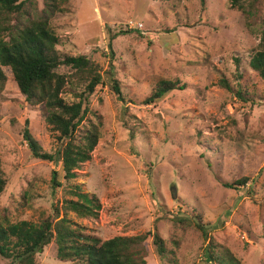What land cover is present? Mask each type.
Wrapping results in <instances>:
<instances>
[{
    "label": "rangeland",
    "instance_id": "374dc122",
    "mask_svg": "<svg viewBox=\"0 0 264 264\" xmlns=\"http://www.w3.org/2000/svg\"><path fill=\"white\" fill-rule=\"evenodd\" d=\"M33 1L40 6L42 0ZM205 1L203 6L201 0H70L68 12L51 20L61 52L86 55L104 70L113 62L127 101L124 105L108 86L97 87L89 105L93 115L85 123L101 117V138L72 181L65 180L61 163L32 156L23 136L27 121L44 151L55 153L58 143L42 106H31L11 69L3 68L0 158L7 187L0 214L7 213L12 223L39 224L54 218L58 208L62 218L63 203L75 200L70 188L80 186L99 200L101 210L92 218L69 212L73 224L104 241L150 233L148 264H162L155 233L169 251L171 263L164 264H207L204 251L211 240L241 264H264V80L249 64L260 38L247 30L232 0ZM258 6L263 15L264 1ZM237 58L239 83L255 104L219 84L227 78L235 85ZM164 79L187 88L144 105ZM63 98L68 104L79 101L69 87ZM54 171L59 188L52 184ZM245 178V185L236 184ZM199 214L207 239L193 224ZM183 218L192 222L182 223ZM0 264L9 262L0 258ZM37 264L69 263L60 262L52 242L37 255Z\"/></svg>",
    "mask_w": 264,
    "mask_h": 264
},
{
    "label": "trees",
    "instance_id": "16d2710c",
    "mask_svg": "<svg viewBox=\"0 0 264 264\" xmlns=\"http://www.w3.org/2000/svg\"><path fill=\"white\" fill-rule=\"evenodd\" d=\"M69 1L42 0V6H39L33 0H0V100L7 84L3 68L8 67L26 101L33 107L42 106L45 121L58 143L55 153L44 151L32 135L30 122L27 121L23 136L32 156L43 161L61 163L67 182L74 180L77 177L76 171L91 160L101 138V117H96L99 118L98 121L85 123L87 117L93 115L89 105L97 87H110L118 100L124 105L127 103L112 61L104 70L99 63L86 55L71 56L58 49L61 38L51 25V20L58 14L68 12ZM201 3L205 6L206 1L201 0ZM258 3L260 0H232V7H237L245 16L247 30L260 38L249 64L264 80V14L261 15L262 9ZM110 58L113 60V55ZM235 62V85L227 78L220 79L219 84L234 98L255 104L254 95L239 83L242 78L240 60L237 58ZM62 68L69 72L61 73ZM67 87L79 99L78 102L66 103L63 93ZM186 88L187 85L179 80H160L143 104L154 105L169 93L184 91ZM131 136H135L133 131ZM1 166L0 158V195L7 187ZM247 182L248 179L245 178L238 180L236 184L243 186ZM52 184L58 188L62 186L57 171L52 174ZM69 195L75 200L63 203L62 218L58 208L54 218H48L39 224L28 221L12 223L7 213L0 214V258L9 264H37V255L54 242L57 246V258L63 263L148 264L146 242L151 236L150 233L120 236L106 241L86 235L68 218L69 212L76 213L80 218L98 217L101 210L99 200L83 193L80 186L71 187ZM194 218L197 221L193 224L206 239L209 238L201 215H195ZM180 221L192 222L187 218ZM153 243L161 263H171L166 242L158 233L154 234ZM204 257L207 264H241L230 251L223 250L212 240L204 251Z\"/></svg>",
    "mask_w": 264,
    "mask_h": 264
}]
</instances>
